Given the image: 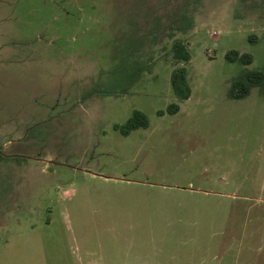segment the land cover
<instances>
[{
	"label": "rangeland",
	"instance_id": "obj_1",
	"mask_svg": "<svg viewBox=\"0 0 264 264\" xmlns=\"http://www.w3.org/2000/svg\"><path fill=\"white\" fill-rule=\"evenodd\" d=\"M254 72L264 0H0V264H264Z\"/></svg>",
	"mask_w": 264,
	"mask_h": 264
},
{
	"label": "trees",
	"instance_id": "obj_2",
	"mask_svg": "<svg viewBox=\"0 0 264 264\" xmlns=\"http://www.w3.org/2000/svg\"><path fill=\"white\" fill-rule=\"evenodd\" d=\"M175 56L178 60L189 61L190 55L184 50L181 44L175 46ZM227 59L230 61L239 60L243 63L250 64L252 62V57L248 54H239L236 51H231L226 55ZM264 78V73L254 72L250 73L247 77V80H236L233 84L231 90V96L234 98L246 97L250 89L254 85L261 84ZM171 87L175 95L180 100H186L191 95V89L187 81V72L184 67L177 68L171 73ZM179 110V105L172 104L167 108L169 114H175ZM160 115H163L164 112H159ZM149 126V121L147 117L140 111L133 112L132 116L126 121L123 126L115 125V129L121 131L125 135H128L131 131L137 130L139 128H147Z\"/></svg>",
	"mask_w": 264,
	"mask_h": 264
}]
</instances>
